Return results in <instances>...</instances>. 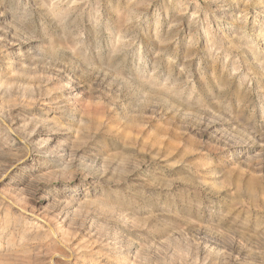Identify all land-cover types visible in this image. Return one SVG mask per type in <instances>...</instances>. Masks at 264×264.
Returning <instances> with one entry per match:
<instances>
[{
	"label": "rangeland",
	"instance_id": "rangeland-1",
	"mask_svg": "<svg viewBox=\"0 0 264 264\" xmlns=\"http://www.w3.org/2000/svg\"><path fill=\"white\" fill-rule=\"evenodd\" d=\"M0 264H264V0H0Z\"/></svg>",
	"mask_w": 264,
	"mask_h": 264
},
{
	"label": "bare ground",
	"instance_id": "bare-ground-1",
	"mask_svg": "<svg viewBox=\"0 0 264 264\" xmlns=\"http://www.w3.org/2000/svg\"><path fill=\"white\" fill-rule=\"evenodd\" d=\"M70 253V252H69ZM67 257V256H66ZM68 258V257H67Z\"/></svg>",
	"mask_w": 264,
	"mask_h": 264
}]
</instances>
